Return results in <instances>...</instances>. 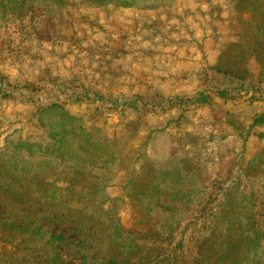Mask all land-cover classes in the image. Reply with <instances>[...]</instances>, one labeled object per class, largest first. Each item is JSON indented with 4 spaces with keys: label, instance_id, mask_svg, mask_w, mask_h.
Instances as JSON below:
<instances>
[{
    "label": "rangeland",
    "instance_id": "1",
    "mask_svg": "<svg viewBox=\"0 0 264 264\" xmlns=\"http://www.w3.org/2000/svg\"><path fill=\"white\" fill-rule=\"evenodd\" d=\"M0 264H264V0H0Z\"/></svg>",
    "mask_w": 264,
    "mask_h": 264
},
{
    "label": "trees",
    "instance_id": "2",
    "mask_svg": "<svg viewBox=\"0 0 264 264\" xmlns=\"http://www.w3.org/2000/svg\"><path fill=\"white\" fill-rule=\"evenodd\" d=\"M62 1V0H58ZM98 4L115 3L119 6H141L147 4H172L175 0H90ZM43 114H49L54 117L52 124L44 122V131L48 132V137L52 141L48 146H52L56 151L68 153V157L72 158L74 153L85 152L97 154L100 159L106 164L107 162L114 161L116 158V151L114 148L104 141L95 140L93 133L85 128L82 120L77 115L70 112L64 106L58 103H52L42 108ZM43 120V117L41 118ZM80 122L79 124L77 122ZM58 126H55L57 125ZM78 131V132H77ZM73 134L80 138L73 143L67 140L69 134ZM62 158H64V154ZM61 158V156L57 157ZM73 166L76 164L73 161ZM119 229L118 226H115ZM120 230V229H119Z\"/></svg>",
    "mask_w": 264,
    "mask_h": 264
}]
</instances>
